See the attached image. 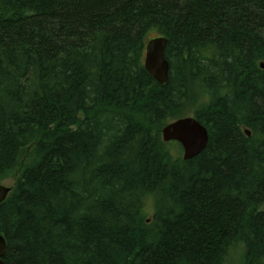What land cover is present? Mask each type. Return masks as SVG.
Segmentation results:
<instances>
[{"label":"trees","instance_id":"1","mask_svg":"<svg viewBox=\"0 0 264 264\" xmlns=\"http://www.w3.org/2000/svg\"><path fill=\"white\" fill-rule=\"evenodd\" d=\"M261 63L264 0H0L2 264H264Z\"/></svg>","mask_w":264,"mask_h":264},{"label":"water","instance_id":"2","mask_svg":"<svg viewBox=\"0 0 264 264\" xmlns=\"http://www.w3.org/2000/svg\"><path fill=\"white\" fill-rule=\"evenodd\" d=\"M167 44L165 37L148 40L145 47L144 68L159 84H166L169 75V64L164 57ZM264 70V64L259 66ZM250 136L248 131H245ZM162 141L164 143L177 142L183 149V161H188L198 156L207 146L208 134L205 128L193 117L179 119L162 130ZM10 193V187L0 184V204ZM6 253L4 238L0 236V264Z\"/></svg>","mask_w":264,"mask_h":264},{"label":"bare ground","instance_id":"3","mask_svg":"<svg viewBox=\"0 0 264 264\" xmlns=\"http://www.w3.org/2000/svg\"><path fill=\"white\" fill-rule=\"evenodd\" d=\"M145 57V56H144ZM145 59V58H144ZM168 62V61H167ZM144 64H145V62H144ZM261 64H263V63H261ZM259 66H260V64H259ZM144 70H145V68H144ZM145 72H146V70H145ZM147 73V72H146ZM150 76V75H149ZM151 77V76H150ZM152 78V77H151ZM155 81V80H154ZM155 82H157V81H155ZM158 83V82H157ZM159 84V83H158ZM159 85H161V84H159ZM164 85V84H163ZM189 117H192V116H189ZM183 118H187V117H183ZM194 118V117H193ZM179 119H182V118H178V119H176V120H174V121H172V122H170V123H168L167 125H169V124H171V123H173V122H175V121H177V120H179ZM167 125H165L162 129H161V140H162V130L167 126ZM203 127V126H202ZM203 128H205V127H203ZM207 131V130H206ZM245 131H247V130H245ZM245 131H244V133H245ZM208 134V133H207ZM246 134V133H245ZM250 134V133H249ZM246 136H247V134H246ZM163 142V141H162ZM164 143V142H163ZM169 143H171V142H169ZM175 143H177V142H175ZM177 144H179V143H177ZM180 145V144H179ZM181 146V145H180ZM181 149H182V147H181ZM182 156H183V149H182ZM1 184V183H0Z\"/></svg>","mask_w":264,"mask_h":264},{"label":"rangeland","instance_id":"4","mask_svg":"<svg viewBox=\"0 0 264 264\" xmlns=\"http://www.w3.org/2000/svg\"><path fill=\"white\" fill-rule=\"evenodd\" d=\"M181 153H182V152H181ZM1 184H5L6 186L11 187L12 182H11L10 180H6V181L1 182ZM238 257H239V256H238ZM238 257H237V256H233V258H232V260H231V262H230L229 264H238V263H239V261L237 260ZM237 261H238V262H237Z\"/></svg>","mask_w":264,"mask_h":264}]
</instances>
